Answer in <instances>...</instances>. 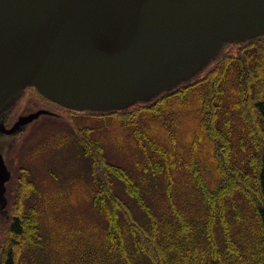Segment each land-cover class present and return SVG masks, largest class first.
<instances>
[{
  "label": "trees",
  "instance_id": "trees-1",
  "mask_svg": "<svg viewBox=\"0 0 264 264\" xmlns=\"http://www.w3.org/2000/svg\"><path fill=\"white\" fill-rule=\"evenodd\" d=\"M191 92L199 103V136L212 146L214 178L210 181L199 167L197 136L188 168L202 199L190 210L177 202L168 177L163 203L156 208L137 176L109 159L91 128H79L78 142L97 186L94 201L106 219L102 264H264V33L224 42L196 77L133 109L156 112L162 100L178 94L184 103ZM122 109L108 114L132 125L147 153L148 144L156 140L144 139L146 133L133 122L134 110ZM156 147L165 156L161 145ZM165 167L148 155L143 170L155 174ZM115 178L122 182L124 194L115 190ZM16 179L17 204L0 227V264H47L50 247L63 260L54 264H70L64 241L55 243L42 231L41 210L30 202L36 184L29 170L20 166Z\"/></svg>",
  "mask_w": 264,
  "mask_h": 264
},
{
  "label": "water",
  "instance_id": "water-1",
  "mask_svg": "<svg viewBox=\"0 0 264 264\" xmlns=\"http://www.w3.org/2000/svg\"><path fill=\"white\" fill-rule=\"evenodd\" d=\"M264 33V0H0V132L21 89L78 111L148 102L196 77L226 41ZM17 101V100H16ZM12 173L0 151V208Z\"/></svg>",
  "mask_w": 264,
  "mask_h": 264
},
{
  "label": "rangeland",
  "instance_id": "rangeland-1",
  "mask_svg": "<svg viewBox=\"0 0 264 264\" xmlns=\"http://www.w3.org/2000/svg\"><path fill=\"white\" fill-rule=\"evenodd\" d=\"M30 87L37 88L28 85L26 89H21L14 100L17 106H11L4 112L5 126H11L19 116L27 114L26 111L43 107L49 112L34 118L14 133L0 132V151L12 173L7 183L6 211L0 208V227L10 220L11 211L17 204L18 169L26 167L36 184V192L30 202L41 210L43 233L51 234L55 243L64 241L68 246L65 252L70 264L105 263L106 256L100 242L105 239L106 219L94 201L97 186L92 179L90 160L78 142L79 128H91L92 136L104 144L109 159L137 176L143 192L156 208L163 203L162 190L167 177L170 178V190L182 208L190 210L201 203L200 189L188 168L195 137H199V167L210 181L214 178V166L210 157L212 146L205 137L199 136L202 129L196 94L191 92L184 103H181L178 94L170 96L161 101V109L156 112L133 109L143 101L126 107L128 109L125 110H134L133 122L138 125L139 131L146 133L144 139H154L161 145L165 151V156H161L156 143L148 144L146 153L133 133V126L124 125L122 118L115 119L107 111L73 110L52 99V104L41 99L32 104L40 98L35 92L29 95V105H22L20 109L19 99L23 93L29 92ZM148 155L153 162L166 164L163 172L153 174L143 170ZM114 188L124 194L122 182L117 178ZM129 201L136 208L132 199ZM50 251L47 264L59 263V260L63 262L55 248L50 247Z\"/></svg>",
  "mask_w": 264,
  "mask_h": 264
},
{
  "label": "flooded vegetation",
  "instance_id": "flooded-vegetation-1",
  "mask_svg": "<svg viewBox=\"0 0 264 264\" xmlns=\"http://www.w3.org/2000/svg\"><path fill=\"white\" fill-rule=\"evenodd\" d=\"M33 92H35V93H37L38 95H39V97L40 98H36L33 102H32V104H35L37 101H39L40 99L43 101V102H45V103H47V104H52V101L49 99V98H47V97H45L43 94H41L39 91H38V89L37 88H33V87H30L29 88V92H25V93H23L22 94V96L20 97V99H19V102L21 103V105H20V109H22V105L25 107L26 105H29V101H31V100H29V95H30V93L32 94ZM18 102V103H19ZM16 106H17V104H16ZM15 106V107H16ZM25 109V108H24ZM26 112H29V111H26ZM66 112H68V111H66ZM72 113V112H71ZM101 114H104V113H101ZM70 115H72V114H70Z\"/></svg>",
  "mask_w": 264,
  "mask_h": 264
}]
</instances>
